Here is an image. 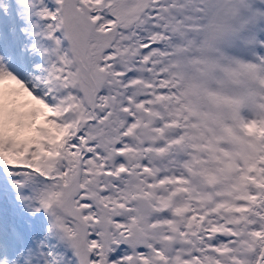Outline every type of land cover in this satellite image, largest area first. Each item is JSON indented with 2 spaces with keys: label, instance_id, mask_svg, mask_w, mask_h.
I'll use <instances>...</instances> for the list:
<instances>
[{
  "label": "snow or ice",
  "instance_id": "6c2138e0",
  "mask_svg": "<svg viewBox=\"0 0 264 264\" xmlns=\"http://www.w3.org/2000/svg\"><path fill=\"white\" fill-rule=\"evenodd\" d=\"M18 3L0 175L47 223L0 264H264V0Z\"/></svg>",
  "mask_w": 264,
  "mask_h": 264
},
{
  "label": "rangeland",
  "instance_id": "374dc122",
  "mask_svg": "<svg viewBox=\"0 0 264 264\" xmlns=\"http://www.w3.org/2000/svg\"><path fill=\"white\" fill-rule=\"evenodd\" d=\"M1 4V18L3 20L0 24L4 25L8 17L5 13L4 3L1 2ZM17 8L20 10L19 3ZM17 23H19L21 27L26 26L25 21L21 17ZM3 25H1L0 28V48L3 47V42L8 36V33L2 29ZM9 35L10 37L7 43L10 44L9 47L11 48L17 40H13V37H11L13 33L11 34L10 32ZM21 39L25 41L23 46H20V48L23 49L27 42V38L26 36H21ZM10 54L11 55L7 57V59L4 58L8 61L10 70L20 74L30 66L29 59L32 57L26 55L23 57V62H21V56L19 57L15 52H13V54L11 52ZM3 56L2 49L0 50V57ZM1 178H3V180L0 185V259L7 257L11 260L16 257L17 253L21 252L23 249H27L33 243V237L41 234L42 229L46 226L47 220L43 213L33 216L26 212L21 204L19 206L15 198L10 195L11 189L7 179L3 176ZM9 204L14 212L8 209Z\"/></svg>",
  "mask_w": 264,
  "mask_h": 264
},
{
  "label": "trees",
  "instance_id": "16d2710c",
  "mask_svg": "<svg viewBox=\"0 0 264 264\" xmlns=\"http://www.w3.org/2000/svg\"><path fill=\"white\" fill-rule=\"evenodd\" d=\"M38 58H36V57H32V58H30L29 60H30V63H32V62H35V60H37Z\"/></svg>",
  "mask_w": 264,
  "mask_h": 264
}]
</instances>
